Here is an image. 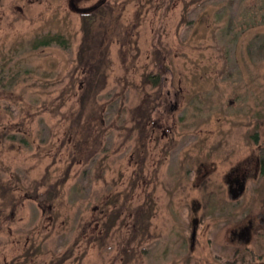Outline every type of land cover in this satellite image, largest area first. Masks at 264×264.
Wrapping results in <instances>:
<instances>
[{
    "label": "rangeland",
    "instance_id": "obj_1",
    "mask_svg": "<svg viewBox=\"0 0 264 264\" xmlns=\"http://www.w3.org/2000/svg\"><path fill=\"white\" fill-rule=\"evenodd\" d=\"M259 145L264 0H0V264H264Z\"/></svg>",
    "mask_w": 264,
    "mask_h": 264
},
{
    "label": "flooded vegetation",
    "instance_id": "obj_2",
    "mask_svg": "<svg viewBox=\"0 0 264 264\" xmlns=\"http://www.w3.org/2000/svg\"><path fill=\"white\" fill-rule=\"evenodd\" d=\"M261 145H259V153H255V156L253 160L246 162L244 165L242 164L243 168H236L233 167L231 171L227 174V185L229 189V194L231 196H234V198L239 195V192L244 190V184L246 183V180L250 178V174L257 173L258 175H262L264 173V150L261 149ZM240 166V167H242ZM252 166V167H251ZM252 168V172L250 174L248 173V168ZM214 168L212 170H199L197 172V176H199V180L201 183L204 181H207L209 176L212 174ZM203 182V183H204ZM208 207H205L204 209H207ZM202 206L201 204L197 205V207L194 209L195 213H197V210H201ZM259 220L258 222L256 220L250 221L247 226L244 228H241L239 232H236L234 235L236 236V240L239 243H244L247 245H254V247H261V241L264 240V214L258 216ZM198 220V219H197ZM196 226L193 228H196ZM192 228V231H193ZM253 235L255 237H253ZM234 238V239H235ZM255 243V244H253ZM250 246H247L246 249H248Z\"/></svg>",
    "mask_w": 264,
    "mask_h": 264
},
{
    "label": "trees",
    "instance_id": "obj_3",
    "mask_svg": "<svg viewBox=\"0 0 264 264\" xmlns=\"http://www.w3.org/2000/svg\"><path fill=\"white\" fill-rule=\"evenodd\" d=\"M81 13H82V16H81L82 17V29H83L84 38H85L84 42L81 44L82 45V50H81L80 54H81V58H82L83 55L85 54L86 48H89L87 43L89 41L90 35L92 34L93 27H94L96 21H98V18L100 16L103 17L106 14V12L103 10V8L98 7V9H96L94 11L90 10V11L81 12ZM54 43H56L59 46H62L64 48L67 47V41L61 35L48 36V38H45V41L42 42V44L44 46H50L51 44H54ZM95 75L96 74L88 76L90 78V80H89V78H87V81H86V83L88 84V89L91 88L92 91H94V89H93L94 81H95V79L97 77ZM102 78L104 79L103 75H102ZM160 80H161V77H160L159 74L158 75H150V76L147 77V81L152 83L154 86H158L160 84ZM96 85H97V83H96ZM97 87H99V86H97ZM90 93H91V91H90ZM263 150H264V148H263ZM57 193H58L57 188H54V189H50L49 191H47L46 195H49L50 198H52ZM140 215L141 214L138 213V217L139 218H141Z\"/></svg>",
    "mask_w": 264,
    "mask_h": 264
},
{
    "label": "water",
    "instance_id": "obj_4",
    "mask_svg": "<svg viewBox=\"0 0 264 264\" xmlns=\"http://www.w3.org/2000/svg\"><path fill=\"white\" fill-rule=\"evenodd\" d=\"M194 229H193V233H192V236H191V240H195V238H196V231Z\"/></svg>",
    "mask_w": 264,
    "mask_h": 264
}]
</instances>
